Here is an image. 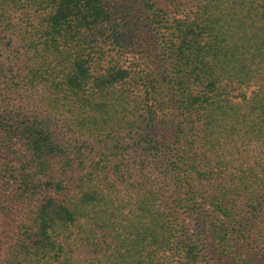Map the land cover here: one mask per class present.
<instances>
[{
	"label": "rangeland",
	"instance_id": "rangeland-1",
	"mask_svg": "<svg viewBox=\"0 0 264 264\" xmlns=\"http://www.w3.org/2000/svg\"><path fill=\"white\" fill-rule=\"evenodd\" d=\"M200 4L210 7L205 23L213 21L216 28L212 36L204 39L211 40L214 35L225 39V35L221 36L223 29L231 22L238 25L240 18L246 21L247 30L236 32L237 39H244L251 53L257 45L264 52V0H120L119 5L129 10V22H138L144 31L142 41L147 46L145 53L139 54L142 61L112 40L110 26L82 42L86 49L82 56L77 53L78 35L73 39L74 53L53 54L44 44L49 36L46 31L42 38L34 35L35 26L45 17L41 7L20 5L12 13V21L5 19V11L0 10V121L10 129H0V264H232L216 253L208 238L194 236V255L181 248L182 226L189 223L193 234L196 222L183 207L176 208L171 218L161 217L158 225L150 224L158 213L157 203L169 210L175 199L198 200L210 192L221 195L230 207L231 219H249L250 250L264 264V56L261 68L259 63L253 65L254 78L244 84L232 85L219 76L227 93L223 107L211 114L214 126L209 134L197 140H193L188 129H180L184 105L170 120L172 125L159 132L140 79L144 68L154 71L155 66L176 77L177 63L167 52V41H178L172 38L171 25L187 12L197 19ZM73 25L67 27L69 36L76 32L75 22ZM30 39L41 43L37 60H43L46 70L38 82L37 94L24 92L15 77V73L27 70V64L6 63L8 47H14L12 41L26 48ZM199 44L209 45L206 40ZM78 59L90 65V78L99 77L93 87L99 92L95 99L87 96L91 87L81 92L76 82L71 84L72 75L66 80L69 84L61 80V70L67 72L73 63L75 73H79ZM208 60L219 74L231 68L218 66L213 57ZM114 62L130 72L123 84L109 76ZM169 85L173 89V82ZM180 98L181 93L176 91L171 96V106ZM29 116L46 123L60 145L58 152L49 148V159L37 168L34 157L23 158L27 140L22 137L21 126ZM98 125L105 127V133L95 131ZM190 150L206 157L209 175L190 170L195 167L186 163L198 157L191 155ZM50 171L56 178L49 176ZM181 184L188 189L175 192V186ZM142 186L150 187L151 192L145 195L147 190ZM20 195L25 197L19 198ZM145 198L149 201L150 218H142L137 209ZM43 204L48 205L49 215L55 216L56 205L71 208L76 220L46 227L48 220H42L45 215L40 210ZM147 224L158 238L148 258L144 251L150 247L141 248L130 241ZM236 230L243 241L244 229ZM44 231L53 239L47 248L41 247ZM44 240L48 244L47 238ZM39 244L41 248L33 249ZM127 244L133 248L127 249ZM34 253H38L37 257Z\"/></svg>",
	"mask_w": 264,
	"mask_h": 264
},
{
	"label": "trees",
	"instance_id": "trees-1",
	"mask_svg": "<svg viewBox=\"0 0 264 264\" xmlns=\"http://www.w3.org/2000/svg\"><path fill=\"white\" fill-rule=\"evenodd\" d=\"M119 4L120 0H0V10L5 11V19L12 21V13L15 12L20 5H32L37 7V9L41 7L43 10L42 17H45L38 26H35L34 35H37L38 38H42L43 31H46V34L49 36L46 38L44 44L48 46L46 49L53 54L59 53V55H67L74 53L75 45L73 46L72 44L75 40L73 39L75 35H78L80 42L77 45V53L82 56V54H84L83 52L86 50L82 42L91 39L92 36L98 35L99 30L106 29L110 26V36L112 40L116 41L124 49L131 50L134 58L136 56L139 57L140 53H145L144 50L147 46L146 43L142 41L144 31L141 29V26L137 25L138 22H129L128 15L126 14V10L128 12L129 10L124 9L123 5ZM144 5L145 7L147 6L146 3ZM201 7L205 9V12L201 11ZM45 9L47 11H45ZM210 10L208 5L203 6L200 4L196 12L198 15L197 19L192 18V13L187 12L182 18L173 21L171 25L174 26L172 38L178 39V41H167L169 44L167 52L178 66L175 78L169 75L167 69L160 70V66H155L154 71H150L146 67L144 68L145 72L140 74V79L149 97L150 114L155 120V125L159 132L164 126L172 125L170 120L177 115L182 109V105H184L185 112L183 111L181 113L183 121L179 122L180 129H188L194 137L193 140L206 137L205 135L209 134V130L214 126L211 114L216 113L223 107L221 103L225 101L224 97L227 95V93L224 92L225 88L221 84L222 80L219 76H223V78L227 79L228 83L232 85L235 82L244 84L247 80L254 78L251 72L254 63H259V68H261V59L264 56V52L258 47L257 43V50L251 53L250 48L246 49L247 42L244 39H237L236 37V32L242 33L244 30H247V23L245 20L239 18L238 25H234L232 22L228 24L221 34V36H226L225 39H218L217 35H214L211 40L208 38L204 39L205 37L212 36L213 32L216 30L213 21L205 23L208 17H210ZM147 20L148 19H146V22ZM157 20L160 22L161 19L157 18ZM180 20H183V22H178ZM195 21H199V23ZM74 22L76 32L69 36V34H67V27H74ZM166 23L167 21L163 19V24ZM228 38L231 39L227 41ZM34 39H36V37ZM31 40L32 39L29 40L30 42L26 48L22 47L21 43L17 44L15 41H12L14 47H12V44L8 47L9 53L6 55L7 62H5L8 65L17 64V62L27 64V70L25 71V69H23V72L15 73V77L19 81V85H21L20 88H24V92H34V94H37L40 93V90L37 88L39 85L38 82H40V77L45 74L46 70L44 69L43 60H37L42 45L41 43L37 44L35 42H33L35 43L33 44ZM202 40H206V43L209 45H200L199 42ZM252 40L253 39L249 42H252ZM19 47L22 49H19ZM208 57H213L217 61L218 66L228 67L231 65V68L225 72L220 71V75L219 72H216L213 67L209 65ZM139 59L142 61L141 57H139ZM77 62L81 69L78 71L79 73H75V63H73V67L67 72L61 70V80L69 84L66 80L72 75L71 84L75 85L76 82L77 88L81 92H86L88 88L91 87L92 90L88 92L87 96L95 99L98 97L97 95L99 92L93 87H95L99 77L90 78L91 76L87 74L90 65L81 59H78ZM67 66L69 67V65ZM122 69L123 68L117 62L112 63L109 74V76L112 77V81L118 82L121 80L120 83L123 84L125 79L130 77V72L126 69ZM172 82L173 89L169 85ZM11 91L14 93L18 92L15 88H11ZM176 91L181 93V98L176 100L175 104L171 106V96L175 95ZM27 118L29 119H26L24 125L21 126L23 127L22 134L24 135L22 137L27 140L26 157L24 156L23 158H27L28 160V158L31 159L34 157L36 161H33V164H36L34 166L37 168L45 160L49 159L48 149L50 148L54 152H58L57 148L60 147V145L55 140V133L51 132L46 123L43 124L37 120L36 117L29 116ZM4 124L3 121H0V129L9 132L10 129L4 127ZM183 126H185V128ZM202 126L203 131L201 128ZM105 130L103 125H98L95 131L98 134H102L103 132L105 133ZM162 135L170 138L164 134ZM46 139H49L48 144L45 143ZM191 148L193 149V144ZM190 151L191 155H198L195 161L186 163L188 165L192 164L195 167L190 170L195 172L201 170L202 174L209 175L211 172L209 168H207L208 165L204 163L206 157L199 152ZM23 169H27V166ZM7 174L8 171H6L4 176L5 179L8 178ZM49 176L51 178H56L53 171H50ZM142 189L145 191L147 190L144 193L145 195L148 191L151 192L150 187L147 189V186H142ZM187 189L186 185L181 184L175 186L174 190L175 192H185ZM41 190L43 193L45 192V190ZM32 191H35L33 193L36 194L35 188H33ZM23 196L25 197V195H20L19 198H23ZM196 199L197 197H191V200L186 198L179 200L175 199V205L169 208V210L162 209L161 204L157 203L156 207L158 213L155 214L156 217L152 218V223L150 224L154 225L155 223L158 225L161 217L171 218L176 208L183 207L189 211L191 220H196L194 223L195 232L193 234L190 233L191 226L189 223L183 225L181 228L182 232L179 233V236L181 238V248L183 250L186 248L188 253L191 252L190 254L194 255L193 251L196 250V247L192 243L195 242V239H193L194 236L198 238H208V240L215 245L217 250L216 253L227 258L228 263L262 264L250 250L251 237L247 236V232L249 231L247 229L249 226V219H231L230 207L224 203L219 193L210 192L202 195L198 200ZM148 205V198H145L137 205V209L140 211L142 218L151 217L148 214V212H150ZM56 206L57 215L55 216L49 215L48 205H41L40 210L43 212L41 214L45 215L42 220H48V225L45 223L46 227L54 226L55 222V225L70 224L73 223L72 221H74V219L76 220V213L75 218H72L73 210L71 208V210L63 208L62 204ZM77 206L78 205L75 207ZM165 211L170 212L165 214ZM45 226L43 225V227ZM146 226L147 227L143 228V230L135 236V239L130 241L131 244L138 245L141 248L150 247L146 252L144 251L148 258V256H151L152 247L156 245L158 238L157 234L153 235L148 224ZM240 227H242L246 233L243 241H240L242 235L235 234L237 231L236 228ZM44 232L48 244L45 243L44 238L42 239L41 247L47 248L53 239L49 232ZM41 247L39 244V246H33V249L36 250ZM128 248L133 247L127 244V249ZM37 254L38 253H34L33 256L37 257ZM40 260L41 258H37V261ZM191 260L195 261V259ZM148 262L155 263L156 261ZM137 263L144 264L147 262L139 261Z\"/></svg>",
	"mask_w": 264,
	"mask_h": 264
}]
</instances>
